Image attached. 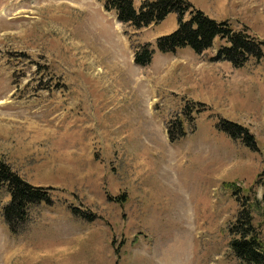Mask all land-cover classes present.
I'll return each instance as SVG.
<instances>
[{"label": "rangeland", "instance_id": "rangeland-1", "mask_svg": "<svg viewBox=\"0 0 264 264\" xmlns=\"http://www.w3.org/2000/svg\"><path fill=\"white\" fill-rule=\"evenodd\" d=\"M186 1L264 42V0ZM103 3L0 0V160L52 200L13 235L0 188V264H242V203L264 240V59L213 61L215 39L136 67L130 43L154 46L175 14L136 31Z\"/></svg>", "mask_w": 264, "mask_h": 264}, {"label": "trees", "instance_id": "trees-1", "mask_svg": "<svg viewBox=\"0 0 264 264\" xmlns=\"http://www.w3.org/2000/svg\"><path fill=\"white\" fill-rule=\"evenodd\" d=\"M105 12L114 11L119 23L134 30H142L164 21L170 14H175L177 29L168 36L160 37L155 45L131 44L133 64L139 68L150 65L155 51L161 54H174L182 48H190L196 55L202 56L211 49L215 39L229 45L222 47L213 61H226L234 68H242L250 59H264V42L251 37L247 31L235 32L224 22L211 20L196 10L186 0H155L142 2L138 10L133 0H104ZM188 16V18H187ZM187 18V19H186ZM222 128L232 138H241L249 147L255 148V141L249 132L235 124L223 122ZM168 131V136L171 140ZM234 189V185H228ZM0 188L9 194V202L2 209V217L8 231L16 235L23 230L29 221V210L40 204L50 205L51 195L44 188H36L21 179L4 161L0 160ZM237 190V189H236ZM235 191V194L236 193ZM235 224L231 227V251L242 264H264V240L260 239L253 225L252 208L249 203H242Z\"/></svg>", "mask_w": 264, "mask_h": 264}]
</instances>
